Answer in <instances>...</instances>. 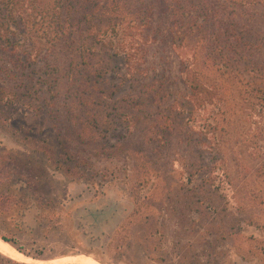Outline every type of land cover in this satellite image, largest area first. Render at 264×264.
Returning a JSON list of instances; mask_svg holds the SVG:
<instances>
[{
	"label": "rangeland",
	"instance_id": "1",
	"mask_svg": "<svg viewBox=\"0 0 264 264\" xmlns=\"http://www.w3.org/2000/svg\"><path fill=\"white\" fill-rule=\"evenodd\" d=\"M123 1L147 3L152 15L127 19L112 39L118 55L99 58L101 89L116 92L106 127L78 132L64 86L39 72H25L28 92L0 73L4 96L21 101H0V236L21 252L0 257L264 264V0L235 11L237 52L224 56L197 44L199 33L172 41L158 0ZM208 52L230 58L229 68L201 66ZM195 77L199 101L189 94ZM159 113L170 136L146 138Z\"/></svg>",
	"mask_w": 264,
	"mask_h": 264
},
{
	"label": "trees",
	"instance_id": "2",
	"mask_svg": "<svg viewBox=\"0 0 264 264\" xmlns=\"http://www.w3.org/2000/svg\"><path fill=\"white\" fill-rule=\"evenodd\" d=\"M262 2L158 0L162 20L175 28L172 41L180 45L185 41V34L199 33L197 44L209 41V52H218L219 56H224V51L237 52L235 43L238 34L231 21L235 11ZM18 3L25 5L19 9L16 6ZM150 10L151 6L147 3H141L138 9H133L123 0H0V62L7 63L6 66L0 63V73H3L6 82L17 80L20 88L28 92L24 83L28 77L25 72L29 75L39 72V76L51 81L53 88L64 86L70 105L65 112L70 122L79 117L78 132L89 134L93 128L106 127L112 122L108 107L116 92L109 94L101 89L104 63L99 58L110 51L112 56L118 55L112 46V39L119 36L127 19L137 18L135 13L144 16V20L149 22L152 15ZM209 52L199 62L201 66L206 65L216 71L229 68L230 58L221 57L217 60ZM37 65L40 66L32 70ZM18 71L20 75L17 76ZM200 81L201 77H195L189 82V94L194 101L200 100L199 90H204ZM6 86L0 84V101L5 99L8 105L15 104L13 100L21 102L11 92L9 97L4 96L6 90L10 89ZM165 96L161 99H165ZM156 97L154 95L149 99L154 102ZM191 111L189 109L188 115ZM149 128L154 133L146 132V138L157 133L170 136L172 126L169 116L159 113ZM5 167L0 170L6 172ZM0 239L21 253L13 241L2 236ZM2 257L0 264H19Z\"/></svg>",
	"mask_w": 264,
	"mask_h": 264
},
{
	"label": "bare ground",
	"instance_id": "3",
	"mask_svg": "<svg viewBox=\"0 0 264 264\" xmlns=\"http://www.w3.org/2000/svg\"><path fill=\"white\" fill-rule=\"evenodd\" d=\"M0 253L5 256H18L20 255L12 246L8 244L6 241L3 242L0 239ZM63 263V264H95L92 259L87 256L79 255L73 257L63 258L58 260L56 263ZM35 264V263H34Z\"/></svg>",
	"mask_w": 264,
	"mask_h": 264
},
{
	"label": "water",
	"instance_id": "4",
	"mask_svg": "<svg viewBox=\"0 0 264 264\" xmlns=\"http://www.w3.org/2000/svg\"><path fill=\"white\" fill-rule=\"evenodd\" d=\"M2 240V239H1ZM3 241V240H2ZM5 242V241H3ZM32 260H37V261H49V260H43V259H32ZM22 264H25V263H22Z\"/></svg>",
	"mask_w": 264,
	"mask_h": 264
}]
</instances>
